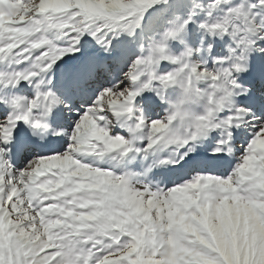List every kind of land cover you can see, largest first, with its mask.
Instances as JSON below:
<instances>
[{"label": "snow or ice", "instance_id": "1", "mask_svg": "<svg viewBox=\"0 0 264 264\" xmlns=\"http://www.w3.org/2000/svg\"><path fill=\"white\" fill-rule=\"evenodd\" d=\"M0 264H264V0H0Z\"/></svg>", "mask_w": 264, "mask_h": 264}]
</instances>
